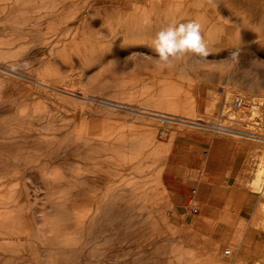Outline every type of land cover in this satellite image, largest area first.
Returning <instances> with one entry per match:
<instances>
[{"label": "rangeland", "instance_id": "374dc122", "mask_svg": "<svg viewBox=\"0 0 264 264\" xmlns=\"http://www.w3.org/2000/svg\"><path fill=\"white\" fill-rule=\"evenodd\" d=\"M134 1L0 0V264H253L259 254L264 264L253 184L264 140L234 133L257 120L264 134V112L251 115L264 110V0H184L169 13ZM189 21L201 24L208 56L157 67L156 23ZM226 89L242 95L230 104ZM222 122L229 131L213 128ZM213 139L231 152L221 192L174 193L169 167Z\"/></svg>", "mask_w": 264, "mask_h": 264}, {"label": "bare ground", "instance_id": "6f19581e", "mask_svg": "<svg viewBox=\"0 0 264 264\" xmlns=\"http://www.w3.org/2000/svg\"><path fill=\"white\" fill-rule=\"evenodd\" d=\"M4 1V0H3ZM10 1V0H9ZM139 1H141V0H139ZM139 1H138V3H139ZM143 1H145V0H143ZM142 1V2H143ZM148 1V4H149V6H150V8L149 9H151V8H159V7H157V6H161V7H167V12L169 13V9H173V8H176V7H179V6H184V5H186L185 3H184V0H147ZM197 2L199 1V0H196ZM239 1V0H238ZM244 0H242L241 2H243ZM261 1V0H260ZM15 2V1H14ZM17 2V1H16ZM133 2V1H132ZM146 2V1H145ZM196 2V3H197ZM200 2H201V0H200ZM199 2V3H200ZM136 3V1H134V4ZM138 3H136L137 5H138ZM198 3V4H199ZM203 5H204V2H203V0H202V2H201ZM199 4V5H201L202 6V4ZM3 4V3H2ZM8 4V3H7ZM128 4V3H127ZM198 4L196 5L195 3H188L187 4V6H185V7H191V8H195V9H197L198 7ZM256 4V3H255ZM250 5V4H249ZM10 6H12V5H10ZM17 6V5H16ZM75 6V5H74ZM77 6V5H76ZM118 6H119V4H118ZM124 6V5H123ZM201 6H199V7H201ZM253 6V5H252ZM251 6V7H252ZM13 7V6H12ZM11 7V8H12ZM115 7V6H114ZM160 7V8H161ZM197 7V8H196ZM19 8V7H18ZM34 8V7H33ZM39 8V7H38ZM52 8V7H51ZM131 8V7H130ZM249 8V7H248ZM253 8V7H252ZM262 8V7H261ZM4 9H5V7H4ZM7 9V8H6ZM6 9H5V11H6ZM14 9V8H13ZM43 9H45V8H43ZM53 9H54V7H53ZM73 9V8H72ZM78 9V8H77ZM134 9V8H133ZM163 9V8H162ZM12 10V9H11ZM10 10V11H11ZM15 10V9H14ZM34 10H35V8H34ZM50 10V9H49ZM83 10V9H82ZM186 10V9H185ZM13 11V10H12ZM36 11V10H35ZM66 10H64V12H65ZM79 11H80V9H79ZM162 11V10H161ZM199 11V10H198ZM254 11H255V8H254ZM259 11V10H258ZM260 11H261V9H260ZM7 12H8V10H7ZM18 12V11H17ZM22 12V11H21ZM58 12V11H57ZM76 12V11H75ZM74 12V13H75ZM82 12V11H81ZM127 11H125V13H126ZM171 12V11H170ZM12 13V12H11ZM82 13H84V12H82ZM88 13V12H87ZM155 13H157V12H155ZM200 14H199V17L200 18H202L203 20L205 19V13H202V12H199ZM13 14V13H12ZM26 14V13H25ZM29 14V13H28ZM59 14V13H58ZM79 14V13H78ZM85 14V13H84ZM139 14H141V13H139ZM149 14V13H148ZM151 14V13H150ZM6 15V14H5ZM4 15V16H5ZM20 15V14H19ZM57 15V14H56ZM60 15V14H59ZM73 15V14H72ZM77 15V14H76ZM85 16V15H84ZM122 16V15H121ZM149 15H142V17H148ZM48 17V16H47ZM154 17V16H153ZM6 18V17H5ZM11 18V17H10ZM20 18V17H19ZM19 18H18V20H19ZM57 18V17H56ZM68 18V17H67ZM78 18V17H77ZM125 18V17H124ZM144 18V19H145ZM150 18V17H149ZM17 19V18H16ZM69 19V18H68ZM10 20V19H9ZM12 20V19H11ZM124 20V19H123ZM72 21V20H71ZM71 21H69V22H71ZM125 21V20H124ZM9 22H11V21H9ZM15 22V21H14ZM154 22H152V23H149V25L148 26H144V27H142L141 28V31H142V34L143 35H145L146 37H148V33H149V30H150V25L151 24H153ZM10 24V23H9ZM169 23H167V22H161V23H156V27H157V29H161V28H163V27H166L167 25H168ZM20 25V24H19ZM19 25L17 26V27H19ZM262 25V24H261ZM38 26V25H37ZM65 26V25H64ZM263 27V26H262ZM38 29V28H37ZM135 29V28H134ZM140 31V32H141ZM70 32V31H69ZM138 32V31H137ZM71 33V32H70ZM53 35H55V34H53ZM134 35V34H133ZM136 35V34H135ZM140 35V34H139ZM121 36V35H120ZM118 37V38H121V37ZM125 36V35H124ZM138 36V35H137ZM141 37V36H140ZM117 38V37H116ZM56 40V39H55ZM121 40V39H120ZM122 40H123V38H122ZM117 41H119V40H117ZM93 42V41H92ZM122 42V41H121ZM25 43V42H24ZM113 43V42H112ZM119 44H121L120 42H118ZM48 44V43H47ZM91 45V44H90ZM116 45H117V42H116ZM80 46V45H79ZM97 46H98V44H97ZM118 46V45H117ZM26 47V46H25ZM95 47V46H94ZM102 47V46H101ZM21 48V47H20ZM89 48V47H88ZM119 48H121V47H119ZM14 49V48H13ZM86 49H87V47H86ZM90 50H91V48H89ZM20 49H18L17 51H19ZM23 50V49H22ZM26 50V49H25ZM54 50V49H53ZM55 51V50H54ZM92 51V50H91ZM142 51V50H141ZM237 51H238V49L237 48H234L233 49V53H237ZM7 52V51H6ZM10 52V51H9ZM20 52V51H19ZM18 52V53H19ZM88 52V51H87ZM94 52V51H93ZM98 52V51H97ZM135 52V51H134ZM14 53H15V51H14ZM14 53L13 54H11L12 56L14 55ZM16 54V53H15ZM14 57V56H13ZM87 57V56H86ZM5 62V61H4ZM4 62L2 61L1 62V60H0V65H2V66H4ZM7 66H9L8 64H7ZM11 66V65H10ZM9 66V67H10ZM8 67V68H9ZM41 68V67H40ZM7 69V68H6ZM12 69V68H11ZM45 69V68H44ZM10 70V69H9ZM23 70V69H22ZM25 70V69H24ZM26 71V70H25ZM17 72V71H16ZM21 72V71H20ZM24 72V71H23ZM23 74V73H22ZM27 74V72L25 73V75ZM30 75V74H29ZM29 75H28V77H29ZM32 75V74H31ZM24 76V75H23ZM36 77V76H35ZM34 77V78H35ZM32 78V76L30 77V79ZM33 80V79H32ZM45 81H48V80H45ZM39 85V84H38ZM48 85V84H47ZM233 85V84H232ZM235 85V84H234ZM49 86H52V85H49ZM54 87V86H53ZM213 87V86H212ZM216 88V87H215ZM211 90H212V88H211ZM214 88H213V91H212V93H214ZM216 90H220V89H216ZM239 89H237V90H235V89H226L225 91H223L224 92V95H225V98H226V101L228 102V103H230V104H232L231 102H232V100H233V98L234 97H238L239 98V96H241L242 94L238 91ZM211 92V91H210ZM216 92V91H215ZM221 92V91H220ZM243 93V92H242ZM211 94V93H210ZM216 94H219L218 92L216 93ZM215 94V95H216ZM212 95V94H211ZM220 95H221V93H220ZM210 96V95H209ZM215 97V96H214ZM221 97H222V95H221ZM256 96H254V98H255ZM263 97V99H264V96H262ZM242 98V97H241ZM240 98V100H242V101H244L243 99H241ZM244 98H245V95H244ZM235 99V98H234ZM247 99V98H246ZM262 99V100H263ZM214 100H216V99H214ZM222 100V99H221ZM225 100V99H224ZM248 100V99H247ZM257 100H259V98L257 99ZM262 100H260V101H262ZM217 101H220V99H219V96H217ZM217 101H215V102H217ZM226 102V103H227ZM245 102V101H244ZM218 103V102H217ZM217 103H214L215 105L217 104ZM248 103V102H247ZM250 103V102H249ZM253 103V102H252ZM263 103V102H262ZM156 105V104H155ZM226 104H224V106H225ZM229 105V104H228ZM228 105H227V107H228ZM247 105V104H246ZM230 107L229 108H231V105H229ZM261 106H262V104H261ZM261 106L260 107H258L257 106V104H255L254 106H252V110H251V115H252V118H256V117H258V115L259 116H261L262 114L261 113H263L264 112V110H262V108H261ZM264 106V105H263ZM226 107V106H225ZM228 108V109H229ZM236 108V107H235ZM238 108V107H237ZM237 108H236V111H237ZM239 108H241V107H239ZM238 108V109H239ZM251 108V107H250ZM259 108V109H258ZM234 109V108H233ZM246 109V108H245ZM225 110H227V109H225ZM250 110V109H249ZM229 111V110H228ZM235 111V112H236ZM248 110H246V112H247ZM140 112V111H139ZM154 112H156V113H158L159 115H160V117H161V120H163V121H165L166 123H168L167 121H169V122H171L170 120H179V121H185V122H187V123H190L189 121H186V120H183L184 118L183 117H185V118H190V116L189 115H182V118H180L181 117V114H176V113H171V112H169V111H164V110H157V109H154ZM240 113V112H239ZM239 113H234V115H233V111L231 112H229L228 114H229V116L231 117L230 119H232V121H234L233 119H237V118H239L238 117V114ZM148 114V113H147ZM143 115V114H142ZM241 115V114H240ZM243 116V115H242ZM249 116V115H248ZM159 117V118H160ZM262 117H263V115H262ZM241 118H243V117H241ZM251 118V117H250ZM249 118V119H250ZM194 119V118H193ZM245 118H243L242 119V121L244 120ZM246 119H247V117H246ZM259 119V118H258ZM262 119V118H261ZM263 119H264V117H263ZM262 119V120H263ZM238 120H240V119H238ZM251 120V119H250ZM255 120V119H254ZM253 120V121H254ZM237 121V120H236ZM241 121V122H242ZM247 120H245V122H246ZM256 122L255 123H250V124H248L249 122H247V124H244L243 125V127L241 128V126H240V128H236V127H234L235 128V130H234V133H240V134H242V135H245V136H248V137H250V138H252V139H254V140H260V141H262V140H264V134L263 133H260V130L262 129V127H260V123L258 124V122H257V120H255ZM192 122V121H191ZM251 122V121H250ZM178 123V122H177ZM234 123V122H233ZM236 123V122H235ZM234 123V124H235ZM242 124V123H241ZM240 124V125H241ZM213 127V126H212ZM216 131H229L227 128H226V126H225V123L224 122H222V123H219L218 124V126H216V127H213ZM10 130H12V129H10ZM112 130V129H111ZM210 130V129H209ZM113 131V130H112ZM120 131V130H119ZM215 131V132H216ZM84 132V131H83ZM261 132H262V130H261ZM10 133V132H9ZM44 133H46V132H44ZM43 133V134H44ZM51 134H53V133H51ZM51 134H49V135H51ZM74 134V133H73ZM76 134V133H75ZM140 134V133H139ZM44 136H45V134H44ZM43 136V137H44ZM75 136V135H74ZM119 136V135H118ZM12 137V136H11ZM39 137V136H38ZM80 137V136H79ZM115 137H117L116 135H115ZM114 137V138H115ZM125 138H126V136H124ZM138 137V136H137ZM136 137V138H137ZM144 137V136H143ZM142 137V138H143ZM134 138V137H133ZM132 138V139H133ZM149 138V137H148ZM43 139V138H42ZM86 139H88V138H86ZM85 139V140H86ZM116 139V138H115ZM114 139V140H115ZM3 140V139H2ZM89 140V139H88ZM145 140V139H144ZM111 141V140H110ZM124 141V140H123ZM127 141H128V139H127ZM127 141H126V144H129V143H127ZM141 141V140H140ZM139 140H138V142H140ZM147 141H148V139H147ZM150 141V140H149ZM21 142V141H20ZM87 142V141H86ZM86 142H84V143H86ZM137 142V143H138ZM264 142V141H263ZM109 143V142H108ZM115 143V142H114ZM117 143V142H116ZM120 143H122V142H120ZM135 143V142H134ZM144 143V142H143ZM143 143H141V144H143ZM152 143V142H151ZM124 145H125V141H124V143H123ZM120 145V144H119ZM93 146H95V144L93 145ZM93 146H92V148H93ZM118 146V145H117ZM127 146V145H126ZM142 146V148L144 149V144L143 145H141ZM140 146V147H141ZM158 146V145H157ZM112 147V146H111ZM123 147H125V146H123ZM131 147V149H132V146H130ZM88 148V147H87ZM121 151H123L124 149L121 147ZM130 149V148H129ZM142 150V149H141ZM98 151V150H97ZM117 151V150H116ZM159 151V150H158ZM169 151V150H168ZM102 152H104L103 150H102ZM79 153V152H78ZM99 152H97V154H98ZM119 153V152H118ZM139 153V152H138ZM136 154V153H135ZM162 154V153H161ZM109 157H111V156H109ZM116 157V156H115ZM118 157V156H117ZM107 158H108V156H107ZM127 158V157H126ZM126 158H124V160L126 159ZM129 158V157H128ZM95 159V158H94ZM94 159H93V161H94ZM128 160V159H127ZM96 161H99V160H96ZM100 163H101V160H100ZM143 165V164H142ZM163 166V165H162ZM139 167V166H138ZM161 167V166H160ZM99 168V167H98ZM159 168V167H158ZM81 169V168H80ZM96 169V168H95ZM100 169V168H99ZM157 170V169H156ZM79 171V170H78ZM79 174H81V173H79ZM84 174V173H83ZM262 174H264V160L262 161V163L260 164V166H259V170H258V173H257V176H256V179L254 180V182H253V184H254V187L256 188V189H259V191H257L258 193H260L261 195H262V197H263V199H261V204H260V213H261V215L263 216V223H261L262 224V228H263V231H264V183H262V182H264L262 179ZM35 175V174H34ZM85 175V174H84ZM35 179V178H34ZM82 180V179H81ZM118 182V181H117ZM74 183V182H73ZM75 183H79L78 181L77 182H75ZM125 183V182H124ZM129 185V184H128ZM125 186V185H124ZM253 187V188H254ZM89 189V188H88ZM113 190H115V188L113 189ZM74 191V190H73ZM76 191V190H75ZM90 191H91V189H90ZM98 191V190H97ZM92 192V191H91ZM99 192H101V191H99ZM108 192V191H107ZM93 193H94V191H93ZM98 193V192H97ZM97 193L95 192V194L97 195ZM93 195V194H92ZM107 195V194H106ZM93 197V196H92ZM117 197V196H116ZM94 198V197H93ZM260 198H261V196H260ZM102 199H103V197H102ZM101 199V200H102ZM118 199V198H117ZM104 201V200H103ZM116 201V200H115ZM95 203V202H94ZM93 203V204H94ZM80 206V205H79ZM82 206V205H81ZM96 207V206H95ZM79 208V207H78ZM93 208V207H92ZM91 208V209H92ZM258 208V209H259ZM100 210V209H99ZM92 211V210H91ZM74 213V212H73ZM79 213V212H78ZM77 213V214H78ZM132 213V212H131ZM89 214H91L90 212H89ZM93 214V213H92ZM69 215V214H68ZM75 217V216H74ZM72 218V217H71ZM76 218H77V216H76ZM84 218V217H83ZM90 218V217H89ZM130 218H131V216H130ZM85 219V218H84ZM65 220V219H64ZM86 220V219H85ZM78 221V220H77ZM87 222V221H86ZM85 222V223H86ZM203 224H205V226L207 227V224L205 223V222H203ZM88 226V225H87ZM85 227V226H84ZM204 232V231H203ZM28 234H29V230H28ZM31 235V234H30ZM29 235V236H30ZM204 236H207V234L205 233V234H203ZM29 240V239H28ZM263 240H264V238H263ZM51 243V242H50ZM108 243V242H107ZM114 243V242H113ZM103 244H105V242L103 243ZM51 245V244H50ZM49 245V246H50ZM106 245V244H105ZM260 246V245H259ZM95 247V246H94ZM256 248V247H255ZM100 249V248H99ZM258 249H260V248H258ZM261 249H263V253L261 252V251H259V250H257L258 251V253L259 252H261L262 254L261 255H264V247L262 246L261 247ZM256 251V252H257ZM229 253V252H228ZM257 253V254H258ZM0 254H2V253H0ZM121 255V254H120ZM123 255H125V254H123ZM94 256V255H93ZM92 256V258H94ZM99 256V255H98ZM97 256V257H98ZM116 257L118 256V255H115ZM126 256V255H125ZM259 257H260V254L258 255ZM259 257H258V259H259ZM262 258L261 259H263V261H264V256H261ZM196 259V258H195ZM257 259V258H256ZM257 259V260H258ZM115 260V259H114ZM188 260V259H187ZM187 260H185V261H187ZM193 260V259H192ZM257 260H255V262H254V260H253V262L255 263V264H257V262L259 261H257ZM95 261V263H96V260H94ZM100 261H101V259H100ZM257 261V262H256ZM90 262V261H89ZM89 262H88V264H89ZM93 262V261H92ZM98 262V261H97ZM102 262V261H101ZM190 262V261H189ZM252 262V263H253ZM260 262V261H259ZM258 262V263H259ZM262 262V261H261ZM188 263V262H187ZM253 263V264H254ZM264 263V262H263ZM79 264V263H78ZM117 264V263H116ZM191 264V263H190ZM261 264V263H260Z\"/></svg>", "mask_w": 264, "mask_h": 264}, {"label": "crops", "instance_id": "0c3cea01", "mask_svg": "<svg viewBox=\"0 0 264 264\" xmlns=\"http://www.w3.org/2000/svg\"><path fill=\"white\" fill-rule=\"evenodd\" d=\"M225 145V140L213 139L209 143L207 151H205L206 154L203 153L202 156H200L201 153L199 152L204 148H199L197 145L198 148H193L194 150L192 149L191 153L188 154L189 159L186 166L173 164L169 169L167 168L170 173H167L168 177L165 179V183L170 184L169 187L174 193L182 196L192 185L204 186L210 190V194L221 192L223 188L221 183H224V179L228 176L231 167V152ZM194 157L199 158V164L195 166L191 164ZM203 222L207 223V221Z\"/></svg>", "mask_w": 264, "mask_h": 264}, {"label": "clouds", "instance_id": "9594fccd", "mask_svg": "<svg viewBox=\"0 0 264 264\" xmlns=\"http://www.w3.org/2000/svg\"><path fill=\"white\" fill-rule=\"evenodd\" d=\"M149 47L154 53V63L157 67H173L189 54L199 58L208 56L202 26L196 21L172 23L161 28L155 33ZM232 55L235 56L236 53Z\"/></svg>", "mask_w": 264, "mask_h": 264}, {"label": "built area", "instance_id": "2783aa9c", "mask_svg": "<svg viewBox=\"0 0 264 264\" xmlns=\"http://www.w3.org/2000/svg\"><path fill=\"white\" fill-rule=\"evenodd\" d=\"M236 104H237V107H242L243 106V101L242 100H237L236 101ZM194 193H196V190H193ZM191 212L194 213V214H197L199 213V207L198 206H193L191 208Z\"/></svg>", "mask_w": 264, "mask_h": 264}]
</instances>
